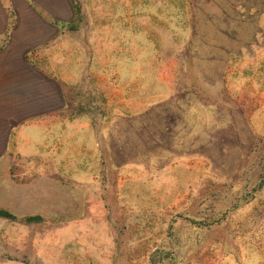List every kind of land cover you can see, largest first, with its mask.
Here are the masks:
<instances>
[{
  "label": "rangeland",
  "instance_id": "obj_1",
  "mask_svg": "<svg viewBox=\"0 0 264 264\" xmlns=\"http://www.w3.org/2000/svg\"><path fill=\"white\" fill-rule=\"evenodd\" d=\"M72 1L71 126L1 170L0 264H264V0Z\"/></svg>",
  "mask_w": 264,
  "mask_h": 264
},
{
  "label": "crops",
  "instance_id": "obj_2",
  "mask_svg": "<svg viewBox=\"0 0 264 264\" xmlns=\"http://www.w3.org/2000/svg\"><path fill=\"white\" fill-rule=\"evenodd\" d=\"M75 16L72 0H0V172L15 157L51 156L45 139L71 126L60 75Z\"/></svg>",
  "mask_w": 264,
  "mask_h": 264
},
{
  "label": "trees",
  "instance_id": "obj_3",
  "mask_svg": "<svg viewBox=\"0 0 264 264\" xmlns=\"http://www.w3.org/2000/svg\"><path fill=\"white\" fill-rule=\"evenodd\" d=\"M0 217L9 218V219H13L14 218L13 215H11L10 213H8L7 211H4V210H0Z\"/></svg>",
  "mask_w": 264,
  "mask_h": 264
}]
</instances>
